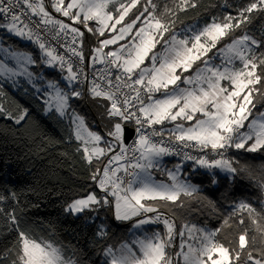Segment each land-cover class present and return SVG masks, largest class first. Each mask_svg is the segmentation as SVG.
<instances>
[{"label": "snow or ice", "instance_id": "snow-or-ice-1", "mask_svg": "<svg viewBox=\"0 0 264 264\" xmlns=\"http://www.w3.org/2000/svg\"><path fill=\"white\" fill-rule=\"evenodd\" d=\"M197 7V0H173L162 11L154 0H48L47 6L45 0H0V18L7 21L0 27L36 44L40 63L66 73L63 87L59 80L47 81L46 111L70 118L74 138L80 142L77 151L89 166L107 158L92 173L103 194L90 192L74 199L65 211L79 214L109 206L116 220L142 217L134 229L164 225L163 232L137 236L119 247L106 246L105 264H264V202L259 209L245 200L233 202L214 230L184 224L177 231L175 219L155 206L163 201L182 208V197L198 198L199 187L182 178L186 162L194 171L205 170L212 184L218 183L220 172L232 180L247 173L264 191V165L257 178L251 166L240 167L229 156L231 150L264 153V112H253L256 98L264 101V53L257 54L264 39H256L246 27L264 15V0H249L235 15L213 17L201 28H177L179 14ZM75 25L99 37L111 34L99 40L87 57L93 69L90 81L84 67V32ZM110 45L116 48L105 52ZM0 51L15 59L19 71L3 63L0 69L33 80L29 66L38 60L32 53L3 47ZM217 56L219 64L214 63ZM96 64L104 67L97 69ZM84 82L92 99L107 102L106 116L112 124L104 135L89 130L84 117L72 108L73 98L84 95L80 87ZM4 111L0 104V113ZM7 115L20 124L27 109L18 116ZM129 123L136 125V135L131 145H125ZM166 123L172 127L165 128ZM166 156L181 158L166 170L167 183L153 177ZM5 199L0 196V201ZM0 215L16 235L13 246L0 252V264H79L75 252L69 254L65 246L24 230L15 209L0 208ZM225 229H234L235 234L217 239ZM97 235L103 238L105 229L101 227ZM176 236L181 238L179 250L170 252Z\"/></svg>", "mask_w": 264, "mask_h": 264}, {"label": "trees", "instance_id": "trees-1", "mask_svg": "<svg viewBox=\"0 0 264 264\" xmlns=\"http://www.w3.org/2000/svg\"><path fill=\"white\" fill-rule=\"evenodd\" d=\"M154 2L158 5V11H162L165 5L172 6L173 0ZM248 2L249 0H197V8L179 14L177 28L193 23L200 27L210 23L213 17L220 18L229 13L235 15ZM45 3L48 5V0ZM89 26L93 27V24ZM80 27L84 32L85 57L91 55L92 44H98L99 40L110 35L106 32L104 37H99ZM246 27L249 34L256 39H264V15ZM5 29L0 27L1 43L11 50L32 53L38 63L29 66V71L34 73L31 82L23 76L16 79L0 76V104L5 109L0 113V196L6 197L0 201V208L5 212L15 209L24 230L37 239L43 238L65 246L69 249V254L75 252L79 264H105V247H116L129 242V227L135 218L129 221L116 220L113 209L109 206L94 211L85 210L79 214L65 211L66 206L74 199L82 198L90 192L101 195L96 181L92 179V173L96 167H101L104 158L99 163L94 160L89 166L77 151L80 143L72 136L70 121L66 117H60L55 111H46L44 93L37 91V87L43 86V80H59L63 87L65 83L62 78L66 73L40 63V50L36 44ZM240 34L237 30L236 35ZM122 42L124 41H120ZM222 46L220 44L217 47ZM115 48L116 45H110L104 51ZM215 52L214 49L209 56H213ZM259 53H264V48L258 49L257 54ZM81 88L84 95L80 99L73 98L72 108L85 118L91 128L107 132L112 124L106 116L107 102L92 99L88 95V88ZM42 89L46 90V87ZM24 109H27V117L20 124L7 115L10 112L13 116H18ZM263 109L264 101L257 97L253 112L256 114ZM229 156L234 157L240 167L251 166L255 177L261 175L259 168L264 165V153L249 154L231 150ZM179 161L166 156L160 167L153 170V177L169 181L166 170L172 169ZM226 175L220 172L216 177L218 183L212 184L205 170L194 171L191 162H186L182 176L199 187L198 198L182 197L185 201L182 208L163 201L155 202V206L175 219L177 231L184 224H194L210 230L219 228L223 216L231 211L233 202L245 200L257 209L262 206L264 191L255 179H249L247 173L239 174L235 180L226 179ZM208 201H212L215 207L209 205ZM101 227L106 232L103 238L97 235ZM144 229L146 232H162L156 224L145 225ZM234 234V229H225L217 239H231ZM15 239V232L9 230L5 217L0 215V252L12 247ZM179 240L180 237L176 236L174 252L178 250Z\"/></svg>", "mask_w": 264, "mask_h": 264}, {"label": "rangeland", "instance_id": "rangeland-1", "mask_svg": "<svg viewBox=\"0 0 264 264\" xmlns=\"http://www.w3.org/2000/svg\"><path fill=\"white\" fill-rule=\"evenodd\" d=\"M47 4V3H46ZM47 6V5H46ZM49 10L51 11V8H49ZM57 18H59V19H64L65 20V22L66 23H69V21L67 20V18H64V17H62V16H60V14H58V13H53ZM195 24L196 23H193V24H190V25H188V26H194V27H196L195 26ZM0 25H2V22H0ZM75 26H77V27H80L79 25H75ZM93 27H94V25H93ZM201 27H203V26H200V27H196V28H201ZM80 29H81V31L83 32V29L80 27ZM5 30H7V29H5ZM0 36H1V33H0ZM110 36H111V34L109 35V37L108 38H110ZM24 40H27L26 38H23ZM27 41H29V40H27ZM123 43V42H122ZM0 47H3V48H6V49H9L8 47H6L4 44H2L1 43V37H0ZM95 47H98V44H92L91 45V47H90V49H91V51H92V49H94ZM0 63H3L4 65H6L7 67H9V68H16V70L17 71H19V68L17 67V65H16V61H15V59H13L12 57H10V56H8L5 52H2V51H0ZM214 63H216V64H219L220 63V58L217 56L216 57V59L214 60ZM148 63H146V65H147ZM237 67H239V64H237ZM66 75V74H65ZM0 76H3V77H6L7 79H16V78H20L21 76H14V75H11V74H9V73H6V72H4L2 69H0ZM24 77V76H23ZM25 78H27V77H25ZM28 79V78H27ZM62 80H63V82L66 84V81H64V79L62 78ZM44 84H43V86H41L40 88L39 87H37V91L38 90H40V92H43L44 93V91H47L48 89H47V82L45 81V80H43L42 81ZM46 87V90H43L42 88L43 87ZM182 87L184 86V85H181ZM45 99V97L43 98V100ZM45 107H47L46 106V104H45ZM261 112H264V109L263 110H261V111H259L258 113H261ZM258 113H256V114H258ZM80 115V114H79ZM80 116H82V115H80ZM83 117V116H82ZM66 118L70 121V118L69 117H67L66 116ZM85 119V118H84ZM15 121V120H14ZM70 123H71V121H70ZM85 123H86V126L88 127V129L89 130H91V131H94V132H99L100 134H102V135H104L106 132H104L103 130L102 131H99V130H97V129H95V128H91L88 124H87V122H86V120H85ZM72 136H73V138H74V131H73V127H72ZM75 139V138H74ZM77 141V140H76ZM79 142V141H78ZM80 143V142H79ZM164 158L165 157H163L162 158V160H161V162H160V165L162 164V162H163V160H164ZM103 163V162H102ZM177 163H180V161L179 162H177ZM177 163H175V164H177ZM174 164V165H175ZM173 165V166H174ZM101 168H102V165H101ZM173 168V167H172ZM182 178H184V176H182ZM156 181H162V180H158V179H156V178H154ZM185 179V178H184ZM163 182H165V183H167V182H170V181H163ZM191 183V182H190ZM193 184V183H192ZM195 185V184H194ZM162 212V211H161ZM147 215H149V214H147ZM150 216V215H149ZM140 217H138L137 219H139ZM135 223V222H134ZM133 223V224H134ZM133 224H132V226L130 225V227H129V231H130V234H131V238H130V241L129 242H131L132 240H134L137 236H141L143 233H142V228L145 226H142V228H141V230L140 229H134L133 228ZM198 227V226H197ZM198 228H205V229H207V230H210L209 228H207V227H198ZM157 232V231H156ZM163 232V231H162ZM148 235V234H147ZM180 240H181V238H180ZM180 240H179V244H180ZM117 247V246H116ZM119 247V246H118ZM178 250H179V245H178ZM104 258L105 259H107L106 258V256L104 255Z\"/></svg>", "mask_w": 264, "mask_h": 264}, {"label": "built area", "instance_id": "built-area-1", "mask_svg": "<svg viewBox=\"0 0 264 264\" xmlns=\"http://www.w3.org/2000/svg\"><path fill=\"white\" fill-rule=\"evenodd\" d=\"M0 19H1L2 24L7 23V21L3 20L2 18H0ZM33 19L35 20V19H37V18H36V17H33ZM63 43H64V41L61 40V41H60V45H62ZM53 46H56V47L58 48V51H60V52H62V53L65 51L64 48L58 46V45L56 44L55 41L53 42ZM87 57H88V56H87ZM87 57H86V59H85V65H84V67H85V71L88 73V80L90 81V80L92 79V72H93V69L90 68V67H88V63H89V61L87 60ZM73 61H74V63L76 62V61H75V58H73ZM95 67H96L97 69H99V68H102V67H104V66H103V65H100V64H96ZM80 87H86V88H88V83H87V82H84L83 84H81ZM128 125L132 128V130L136 127V125H135L134 123H129ZM159 128H160V126H157V129H158V130H159ZM165 128H166V127H165ZM135 135H136V134H135L134 131H133V132H132V135L130 136V138L128 139V141L125 142V145H131V144L133 143V140H134V138H135ZM115 151H119V149L116 148ZM193 154H195V153H193ZM170 157H173V158L178 159V160L181 159L180 157H177V156H170ZM106 163H107V158H104V159H103V163H102V167H103V165L106 164ZM148 214H149L150 216L154 215L153 213H148ZM156 225H158V226L162 229V231H164V225H163L162 223H159V224H156ZM169 251H170V252H174V249L171 248Z\"/></svg>", "mask_w": 264, "mask_h": 264}, {"label": "crops", "instance_id": "crops-1", "mask_svg": "<svg viewBox=\"0 0 264 264\" xmlns=\"http://www.w3.org/2000/svg\"><path fill=\"white\" fill-rule=\"evenodd\" d=\"M114 50V49H113ZM164 127H166V128H170V127H172V125L170 124V123H166L165 125H164ZM97 183V182H96ZM97 188H98V185H97ZM98 190L100 191L99 193L102 195L103 193L101 192V190L98 188ZM138 217H136L133 221H132V223H131V226H132V224L136 221V219H137ZM140 218H142V217H140ZM141 230V229H140ZM154 232H156V231H154ZM142 233L143 234H148V235H151L153 232H146L145 231V229H144V227L142 228ZM142 234V235H143ZM118 247V246H117Z\"/></svg>", "mask_w": 264, "mask_h": 264}, {"label": "water", "instance_id": "water-1", "mask_svg": "<svg viewBox=\"0 0 264 264\" xmlns=\"http://www.w3.org/2000/svg\"><path fill=\"white\" fill-rule=\"evenodd\" d=\"M132 132H133L132 128H131L129 125H127V127H126V135H125V141H124V143L128 141V139H129L130 136L132 135Z\"/></svg>", "mask_w": 264, "mask_h": 264}]
</instances>
